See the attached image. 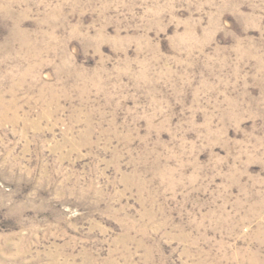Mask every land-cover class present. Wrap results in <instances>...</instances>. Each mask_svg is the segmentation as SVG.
<instances>
[{
  "label": "rangeland",
  "instance_id": "1",
  "mask_svg": "<svg viewBox=\"0 0 264 264\" xmlns=\"http://www.w3.org/2000/svg\"><path fill=\"white\" fill-rule=\"evenodd\" d=\"M0 264H264V0H0Z\"/></svg>",
  "mask_w": 264,
  "mask_h": 264
}]
</instances>
